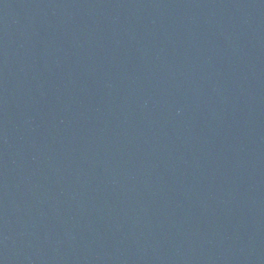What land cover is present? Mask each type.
I'll list each match as a JSON object with an SVG mask.
<instances>
[{"label": "water", "instance_id": "95a60500", "mask_svg": "<svg viewBox=\"0 0 264 264\" xmlns=\"http://www.w3.org/2000/svg\"><path fill=\"white\" fill-rule=\"evenodd\" d=\"M0 264H264V0H0Z\"/></svg>", "mask_w": 264, "mask_h": 264}]
</instances>
